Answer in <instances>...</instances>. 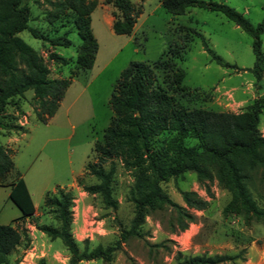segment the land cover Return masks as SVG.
<instances>
[{"label":"rangeland","instance_id":"obj_1","mask_svg":"<svg viewBox=\"0 0 264 264\" xmlns=\"http://www.w3.org/2000/svg\"><path fill=\"white\" fill-rule=\"evenodd\" d=\"M56 1L22 0V4L30 11V27L49 38L66 35L72 42L70 48H53L47 42L32 38L27 31L18 37L43 60L50 78L66 79L70 72L68 67L55 64L48 55L55 52L73 61L80 40L72 24L74 15L71 11H64L57 19L50 16L55 14L52 3ZM128 1L139 9L140 14L132 33L119 36L103 22L104 17L113 22V14L118 15V12L106 0H95L96 7L90 15L92 34L98 45L93 66L86 76L71 78L54 120L49 119L46 124L36 120L30 91L10 102L0 114V144L12 153L14 165L13 172L0 183V224L18 212L7 194L9 186L20 177L26 182L38 208L31 217L11 221L23 239L9 255L7 264H39L40 260L45 264H67L69 255L60 240L52 241L36 229L41 225L57 226L42 208L46 193H55L57 189L72 195L71 233L79 248L86 239L90 247L112 246L119 238L120 228L128 229L133 215V207L127 200L133 171L117 163L113 197L118 207L113 211L105 209L97 195L83 191V186L96 183L93 177L84 174V167L92 161V147L101 140L113 116L109 99L120 73L130 62L152 63L168 48L179 46L177 30L180 26L200 32L222 61L237 68H221L228 72L230 86L249 87L254 100L264 97V71L258 79L251 72L254 64L251 38L225 17L200 8H191L184 15L174 16L163 9L161 0ZM202 1L225 4L253 26L264 18V0ZM260 39L264 54V33ZM201 49L199 41H194L180 64L184 71L182 86L190 91L197 90L195 100L188 101L176 93H168L188 109L217 112L215 87L195 88L202 84L210 85L218 78L215 71L218 66L210 62ZM207 62L210 69L204 72L203 65ZM155 76L156 85L164 89L165 83L172 80L166 71H156ZM13 138L15 140L9 141ZM194 143L193 140L187 141L188 145ZM161 187L179 206H184L181 193L193 192L206 201L208 207L204 211L190 210L194 220L183 232L178 231L175 213L171 209L155 212L146 218L141 237L121 244L110 263L89 261L80 264H174L177 252L182 256L236 257L222 264H264V225L255 221L245 224L237 215L223 217L222 210L229 201V194L216 181L199 184L193 174L187 173L180 179L163 183ZM261 193L264 194V188H261ZM259 205L264 208V201Z\"/></svg>","mask_w":264,"mask_h":264},{"label":"trees","instance_id":"obj_2","mask_svg":"<svg viewBox=\"0 0 264 264\" xmlns=\"http://www.w3.org/2000/svg\"><path fill=\"white\" fill-rule=\"evenodd\" d=\"M117 12L113 14L112 32L119 36L132 33L139 9L128 0H106ZM57 19L64 11L74 15L72 24L80 40L75 60L55 52L48 59L68 67L69 77L52 79L49 70L36 52L19 37L27 31L36 40L47 42L53 48H70L66 35L46 37L28 25L30 11L22 0H0V114L12 101L32 93L36 120L46 124L60 107L73 77L86 76L91 70L98 50L92 34L90 15L95 0H58L52 3ZM163 9L181 16L191 8L218 13L251 38L254 64L251 72L258 79L264 71V54L260 36L264 33V18L256 26L241 14L222 3L202 0H161ZM264 11V6L262 7ZM180 45L168 48L152 63L130 62L120 73L109 99L112 118L102 138L92 147L93 158L84 167V174L93 177L95 184L83 186L89 195H97L105 209L116 210L113 182L117 163L133 171V183L127 200L133 207L128 229L119 230V238L112 246L90 247L86 239L82 248L71 233L72 195L63 189L46 193L42 208L57 223L36 226L50 240H60L67 251V264L102 261L110 263L120 245L141 237V228L148 216L171 209L179 232L188 228L194 217L190 210L204 211L208 203L193 192H182L184 206L171 201L161 185L170 180L193 174L199 184L216 181L229 194L222 210L223 217L241 216L245 224L251 221L264 225V137L259 132V120L264 111V97L247 105L239 114L216 112L201 108L188 109L168 93L193 101L197 90L182 86L184 71L180 64L194 41H199L209 61L225 69H237L217 56L205 37L195 29L180 26ZM156 71H166L172 80L166 89L156 85ZM203 95V93H202ZM193 140V145L187 141ZM14 170L12 153L0 144V183ZM78 183H81L79 179ZM8 199L23 218L31 217L35 208L22 178L9 186ZM23 235L11 224H0V264H7L9 255L19 246ZM228 256H182L177 252L174 264H222L234 260ZM39 264H45L43 260Z\"/></svg>","mask_w":264,"mask_h":264},{"label":"crops","instance_id":"obj_3","mask_svg":"<svg viewBox=\"0 0 264 264\" xmlns=\"http://www.w3.org/2000/svg\"><path fill=\"white\" fill-rule=\"evenodd\" d=\"M103 22L108 26L109 29H111L112 22L110 21L109 18L104 17ZM236 28H233V29H236ZM134 29H135V25H134ZM111 31H112V29H111ZM201 53L205 54V52L202 49H201ZM209 69H210V63L209 62L204 63L203 71L205 72V71H208ZM215 69H216L215 71H217V77H218V78H216V81H214L210 85L202 84V85H199L198 87H195V88L207 89V88L215 87V93L217 95V102H216L217 112L239 114L241 112L242 108H245L247 105H249L254 100V98H255L254 93L252 92L251 89H249V87L245 88L243 86V88H241L240 87L241 85H238V87L230 86V84H228V77H229L228 72L225 70H221L220 66H218V68H215ZM62 103L63 102L60 103V107L62 106ZM60 107H59V109H60ZM57 112L51 118V120L55 119ZM258 129H259V132L262 135V137H264V112L260 116ZM13 140H15V139L13 138V139H10L9 141H13ZM20 178H22V177H20ZM24 183H25L27 190L30 194V191H29V188H28L26 182H24ZM8 194H9V189H8ZM8 194H7V198H8ZM30 197L32 199L31 194H30ZM32 203H33V206H34L35 211H36L38 208H37V205L35 204V202L33 201V199H32ZM20 217H22V216H21L20 211L18 210V212L15 213L14 217H11L10 219L5 221L1 225L11 224L12 220L20 218Z\"/></svg>","mask_w":264,"mask_h":264}]
</instances>
